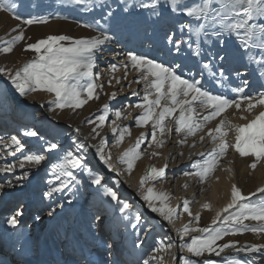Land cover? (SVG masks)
Segmentation results:
<instances>
[{"label": "snow or ice", "instance_id": "snow-or-ice-1", "mask_svg": "<svg viewBox=\"0 0 264 264\" xmlns=\"http://www.w3.org/2000/svg\"><path fill=\"white\" fill-rule=\"evenodd\" d=\"M73 2L84 4L86 0ZM87 2L91 3V0ZM20 6L16 0H0V11L11 13L14 19L21 21V24L11 29V32L16 34L4 41V47L0 48V52L4 54L12 53L17 42L26 39L22 25H47L52 18L50 15L31 14L25 18L18 14ZM101 6L106 7V12L102 17L105 25L103 28L100 27V21H95L99 35L76 38L65 34H50L35 42L25 43L23 51L31 50L33 57L20 67H0V73L7 75L22 96L36 92L48 94L51 97L49 103L53 106L49 111L70 109L75 112L93 99H100L104 89V83L100 82L103 74L93 70L97 67V56L103 52L106 43L116 39L113 32H128L138 37L143 33L142 42L146 44H154V37L160 34L164 37L165 46L170 45L167 47V54L173 56L171 61L162 62L146 53L129 51L119 65L125 69L124 80L128 78L129 68L139 73L138 77L128 83L129 88L132 83H142L144 89L139 102L124 105L122 108L142 110L134 117L137 127L150 124V133L142 132L135 144L119 156L118 162L125 166L124 170L129 175L133 172L136 162L144 155L141 145L149 135L148 147L153 144L163 147L166 143L163 137L173 131L181 137L178 143L184 145L188 142L187 137H195L198 132H204L205 128V135L210 137L213 147L207 153H199L201 159L192 165L194 171H188L184 175L197 178L201 184L206 183L215 173L220 158L227 155L229 149H233L241 158H249L251 163L248 167L252 170L264 164V0H167L166 3L162 0H117L115 9L110 5L105 6L101 0ZM145 10L147 15L144 14ZM173 14L181 15L180 23L176 22ZM83 26L92 28L94 25L89 23ZM182 45H185L186 49L182 48ZM184 51H187L189 58L195 57L200 64V68L195 72L189 69L188 76L185 75L186 66L182 63L185 57L180 55ZM117 69L118 65L112 63L105 71L111 75ZM232 77L240 82L239 86L230 90L234 95L218 94L213 90L222 88L227 83H234ZM114 79L113 75L106 83L111 86ZM205 81L210 87H205ZM120 82L116 80V83ZM253 84L258 85L255 90ZM131 94L139 96L136 91ZM116 95L117 93L112 92L109 98L114 100ZM122 108L114 111L115 119L111 121L114 125L111 131L116 145L124 141L126 134L131 135L130 127L115 126L116 120L127 118ZM230 109L233 110L231 114L243 123L229 119ZM98 111L102 114L96 115L94 120L85 118V122L94 125L91 132L95 136H100L98 129L108 120L111 106L105 103ZM218 117L220 119L215 127H207ZM168 124H173L174 128L168 127ZM75 131L80 133L79 128ZM230 134L232 139H229ZM25 135L38 138L42 143L31 154L23 156L18 164L20 168H24L26 163L40 165L45 160L44 152L52 154L54 150L62 148L59 141L45 139V135L38 130H28ZM205 135L199 136V141L203 142ZM55 139L53 136V140ZM0 143H4L3 137H0ZM10 145H15L16 151L25 147L15 135L10 137ZM73 146V149H64L62 154L57 156L58 162L52 165V175L55 179L47 181V191L42 192V199L52 198L54 193L67 190L71 195L67 203L71 205L73 200L78 201L79 196L84 193L77 187L81 181L76 179L72 169L80 170L87 174L91 185L97 186L94 190L96 194L101 199L108 198L106 202L115 211L124 214L122 222L127 219L134 229L142 225L144 229L154 228L155 225L145 221L140 212L134 211V202L124 197L116 187L121 181L113 182L110 177L106 178L101 171L94 170L87 160L86 149L95 147V155L108 170L113 173L122 171L113 162L111 152L106 150L107 139L101 137L98 146L74 139ZM151 155L157 156L161 153L152 152ZM16 166L7 165L0 168V172H11ZM168 167L167 163L159 168L150 166L140 177L137 192L152 213H158L174 227L175 221L182 214L181 205L172 206L171 193L157 189L155 184L149 185V181L164 179ZM225 170L232 172L231 168ZM27 175L25 172L23 176L17 177V182ZM216 179L219 180L220 177L217 176ZM56 181H60L59 184ZM7 183L12 186V181ZM4 188L5 185L0 184V191ZM257 194L264 196V184L247 194L235 183L231 184L230 199L216 211L211 223L203 227L199 226L201 213H194L190 208L192 202L184 199L183 213H187L192 220L184 224L182 229L176 230L182 237L190 233L199 235L192 236L190 242H185L180 247L186 248L195 257L204 258L200 261L185 260L184 264H220L208 256L214 254L220 257L228 249H233L236 253H251L253 256L249 259L224 260L222 264H264V243L241 244L236 240L218 243L229 235L244 232L264 237V200H251V197ZM87 203L85 200V204L81 206L83 215L93 227L103 231L106 226L104 214L100 209L92 212ZM48 207V215L52 216L56 207L51 204ZM57 207L63 208L64 204L59 203ZM200 207L212 210V204L208 201L201 203ZM23 214V206H19L6 218V223L16 228ZM35 219L39 220L40 216L37 215ZM193 221L196 226H193ZM217 224L220 226L214 227ZM144 234L148 233L145 231ZM143 243V240H138L136 246L139 247ZM173 247L174 244L161 241L153 249L155 255L151 256L150 260L163 261V253H168ZM106 251L111 260L114 245L106 243ZM150 260L145 259L142 264H150ZM105 264H108V261Z\"/></svg>", "mask_w": 264, "mask_h": 264}, {"label": "rangeland", "instance_id": "rangeland-1", "mask_svg": "<svg viewBox=\"0 0 264 264\" xmlns=\"http://www.w3.org/2000/svg\"><path fill=\"white\" fill-rule=\"evenodd\" d=\"M16 2L19 5H21L18 9V14L24 16L25 18L29 14L40 15V16L50 15L52 17L49 20V23L47 25H32V26L22 25V27L25 30V33H27L31 28L32 29L38 28V30H43L44 34L42 35L39 34L40 37H38L37 39L44 38L50 34H65V35L75 37L71 33L62 32L63 28H58L60 25L64 24L65 22L67 23H70L71 21L77 22L76 24L80 25L81 27L85 29H88L89 31L93 33V35H90V36L99 35V32L96 30V27H95V21H100L101 28L105 26L102 17L104 16L106 12V7L101 6V0H91V3L87 2L86 0L84 4H76L73 2V0H16ZM116 2L117 0H103V4L105 6L110 5L112 6L113 9L116 8ZM162 2L166 3L167 0H162ZM182 2H190V0H182ZM144 14L147 15L146 10ZM173 17L176 19L177 23L181 22V19H182L181 15L173 14ZM186 19H191V18H186ZM89 23L93 24L94 26L92 28H87L83 26L84 24H89ZM17 24H21V21L14 19L11 13H5V12L0 11V48L4 47V41H7L8 39L11 38L12 35L16 34V33H12L11 29L14 28ZM112 34L115 37L120 38L121 41L127 42V46L131 50H134V48L135 49L142 48V50L143 51L145 50L146 53L148 54L150 52H154V50L156 49V52H157L156 57L157 58L159 57V59L162 62H168L173 59L172 55L167 54V47H170V45L165 46L164 37L160 34H157L154 37V41H155L154 44L143 43L142 42L143 33H141L139 37L129 34L128 32H120V33L113 32ZM149 34L151 35V32H149ZM25 37L26 39L24 41L17 42L16 46L21 45L20 47H22L20 48L21 50L20 52H24L23 49H24L25 43H29L27 39V35H25ZM82 37H85V36H82ZM185 38H187V36ZM193 39H195L194 36H193ZM111 43H112L111 41L106 43V45L104 46V49L106 50L108 45ZM182 48L186 49V46L182 45ZM29 51H30V55H29L30 58L27 57L28 60H30L33 57V52L31 50ZM12 53L4 54L0 52V58L1 56H6V58H4L5 61L0 63L2 64L0 65V67L10 68L9 66H13V65H15L14 68L20 67L19 65L21 64H19V56L16 53H13V54ZM10 55L12 56L13 62L9 61L8 57ZM180 55L185 57L182 63L186 66L185 73H187V75L189 74V69H191L192 72H195L197 69H199L198 67L199 63H197L196 58L195 57L189 58L187 51L182 52ZM101 58L102 57H100V55L98 54L97 59H96L97 67L94 68L93 70L94 72L99 71L102 73V69L104 67H108L107 64H104V67H103L102 64L105 62L100 61ZM120 62H121L120 59H117V61L116 60L112 61V63H116L117 65H120ZM1 78L4 79V82L0 89V114L1 113L9 114V112H13L14 110H17V109L19 112H22L21 111L22 108H20V104L22 103L23 100H25L24 98L28 97V95L22 96L18 91H16L15 86L8 79L7 75H5L4 73H0V79ZM105 78L106 77H104V79ZM102 83H104V89L100 94V99L95 100V103L94 104L92 103L93 105L91 104L92 105L91 107H89L90 106L89 105L87 109L83 107L82 109H78L75 112H73L70 109H64V110L57 109L54 112L49 111V109L53 107L49 103V100L51 99V97L48 94L42 93V92H38L40 95L38 96L37 99H34L32 101V104L28 105L25 109L23 108L24 110L22 113L27 116L25 119L27 121L26 129H24L22 133H20V131L16 129V130H13V133L17 131V133H20L21 135L24 136V138H18V139L21 140V142L25 145V147L21 149L20 151H18L20 153L16 154L13 159H10L9 156H5L4 155L5 152L0 153V158H1L0 165H2V163H4L6 166L7 165H18V162L21 160V158H23L24 155L31 154V152L35 151L37 147L41 145L42 142L39 141L38 138L28 137L25 135V132L28 130H32V129L38 130L43 135H45V139L51 140L52 142L59 141L62 145V148L58 149L57 154L54 157H52L53 156L52 155L51 158H49L48 156L49 153L44 152L45 160L42 161L40 165H34L31 171L29 172L26 171L28 173L35 172L36 173L35 175H37L35 177L36 179L34 180L35 185L33 186V189L38 188L39 193L34 199L31 198L33 196L29 195L31 189L30 187H28L29 180H27V178L17 183L21 185L20 189L21 190L25 189V191L19 196H15L17 197L16 203L13 200L10 203L12 206L9 205V207L6 206V208H4V202L6 199L3 195L5 192V189L0 191V208H1L0 209V213H1L0 219L4 220L1 222H5L6 218L12 214V211L14 209H17L19 206H23V210H24L23 217H24L26 215L25 202L26 201L30 202L29 207L32 204V207L27 209L29 218L23 221L20 219V222H22V224L24 222L25 225L24 224L23 225L27 227L26 231H27L29 238L24 239V237L20 238L16 235L14 237V241H15V244L17 245L10 247L12 248V250L10 251V255L13 256V253H16V250L19 249L16 256H18L21 253L22 254L19 256L18 263L15 262L16 264H26L25 262L26 260H28L27 262L29 263L30 262L34 263V262H37L38 260L40 261V259L42 258V257L40 258V256L42 254L41 253L39 254L36 250L37 248L36 247L33 248V247L37 245V240L41 236L44 237L46 235V232L44 230L46 228V231H47L46 219H47L48 212H49L48 205L51 204L53 207H56V212L53 214V216H58L60 214V216L57 218L58 220L51 227L52 234H50L49 237L46 235L48 237L47 238V243L49 245L48 249H49V252H51V254L56 255L59 253L60 251L59 242H61L62 240L65 241L64 235L67 232H70L71 231L70 229L72 230L75 229V231L78 232L77 239H79L80 245L77 246L79 243L77 245H74V244L71 245V248H72L71 251L77 253L76 255L72 257L74 263L75 261H76V264H84V262H86V264H105L106 261L110 262L107 256L106 250H103L100 253V251H98L99 248L98 249L94 248L95 247L94 245H96L97 243L93 242V238L96 237L95 232L97 230L85 218L81 210V206L84 205L85 200H87L88 202L87 207L92 212L96 211L97 209H100L105 217L106 215H108L109 218H114L111 224H109V228L107 229V227H105V232L103 235L104 240L102 242L104 243L103 245L105 248H106V243H112L114 245L113 254L114 255L116 254L117 258L121 259L123 264H142L143 260L145 259L150 260V257L155 255L153 249L157 247L161 241L165 243H172L175 245V247L170 249L168 253H163L164 255L163 261L150 260V264H184L185 260H189V261L203 260L204 259L203 257H195L192 253H189L186 250V248L180 247L185 242H190L192 236L199 235V233H190L188 236L182 237L180 232L176 230V229H182V226L186 224L184 220H182L183 219V210H182L183 200H181L179 204H177V205H181L180 212L182 214L180 218L175 221V226L173 227V225L169 224V222L163 220V218L160 217L158 213H152L151 210L147 208L146 203L140 199V196L137 192L139 184H136L134 179L126 172V170H124L125 166L118 162V158L122 153L118 152L117 147L115 145L114 137L112 136V131H111L114 125L111 127V121L115 119L114 111L118 108H122V106L126 105V103L129 101H125V97L123 93L121 92L122 88L121 87L119 88L118 84H115L113 82L112 85L109 86L106 83V80H103ZM204 83H205V87H210L208 82L205 81ZM233 86L234 85L227 83L221 88V90L220 88H213V90L218 93L219 91H222V90H223L222 92H226V90H229L230 92L232 88H235V86L234 87ZM141 91H143L142 88L139 89L137 92L140 94ZM107 92H108V95H105V93ZM112 92L117 93L116 98L114 100L109 98ZM142 97H143V94L139 96L140 99H142ZM136 102H139V101H135V100L131 101V104L134 105ZM105 103H108L111 106V111L109 113L108 120L106 121L105 125L101 129H98V131L100 132V136H95V134L91 132L94 125L85 122V118L87 117V118L94 120L96 115L102 114L98 110H100L102 108V105ZM122 110L125 112L126 117H127L128 113H130L128 112L129 109L122 108ZM135 112L136 113L140 112V110L137 111V108H136ZM233 117L234 116H231V118L229 119H232ZM125 121H128V120L122 117L116 120L115 126L125 127L126 125H129V127L132 130L138 133V136H135V137L131 136L132 138L127 134L125 135L124 141L128 143L127 144L128 147L129 146L131 147L132 145L135 144L137 137H139L142 132L148 133L150 126H148V128L146 129L145 128L143 129L135 125L134 119L131 120V122L128 124H125ZM73 123L78 126V128L80 129V133L73 131V129H71V131L68 130L69 125ZM211 123L212 122H210L208 125H211ZM19 127L21 128L20 125L18 126V128ZM168 127L174 128V125L168 124ZM15 128L16 127L10 128V129H15ZM11 133L12 131H10L6 136L11 137L13 135V133L12 134ZM199 134H201V132H198L195 137H192V136L187 137L188 142L184 145H180L178 143L181 137L177 135L174 131L171 134L165 135L164 138L166 140V143L163 145V147H157V148L150 149L148 147V143H149L148 140L150 138L145 140L141 145V150L144 152L147 159L151 162L153 161L160 165L164 161V156H166V159H167L166 161L168 162L169 167L166 170L167 178L165 177L164 179L166 180L167 184L170 186V189H172V192L175 195L176 193H179L181 197H189L190 195L194 193V191L196 190V187L198 186V189H200V190L197 189L198 193H196V196L198 197L199 195L203 194L204 191L207 190L208 183L210 182V179L213 178L211 177L207 180L206 183L201 184L197 178L195 177L190 178L189 176L184 175V173L188 171H194V169L192 168V165L197 160L201 159V157L195 158V159L191 157V159H194L193 162H188V161L184 162L186 164L185 166L186 170L184 168L179 169V167L181 168V165H182V163L180 162L182 159L180 156L181 152L185 151L187 153H193V152H202L204 150L205 153H207L213 147L210 141V137H207L208 138L207 142L203 141L202 143L201 142L194 143L193 139L200 136ZM53 136H55L56 138L55 140H53ZM85 137L87 139H85ZM101 137H105L107 139V149L106 150L111 152L113 162L116 163L117 167L120 168L122 171L116 174H114L113 172H108L107 171L108 169H106V166H104L103 163L99 161V157L95 155V147H89L86 149L85 154H86L87 160L90 162L91 166H93L94 170L101 171L106 176V178L110 177L113 182L115 180L121 181V183L116 185V187L119 188L120 192L123 194L124 197L134 202V211L140 212L142 216L144 217L145 221L151 223L152 225H155L154 228L150 230L144 229L142 225L140 228L134 229L130 226V223L127 222V219H125L124 222H122L121 218L124 216V214L115 211L114 208L106 202L108 198L101 199L94 191L97 188V186L91 185L90 181H88L87 179V174L80 170L72 169L74 175L76 176V179L78 181H81V183L78 184L77 187L79 188L81 193H84V195L79 196L78 201L73 200L72 204L69 205L67 203V200L71 199V195L67 190H65V192L63 193H54L52 198L42 199V192L47 191V181L49 179H55V177L52 175V171H53L52 165L58 162L57 156L62 154V151L64 149H73L74 139L82 140L84 143L89 144V145L98 146L100 143ZM190 139L191 141H189ZM193 143H194V146H193ZM14 148L16 149V146ZM174 151H175V154H173ZM152 152H158V153H161V155L153 156L151 155ZM232 153H233L232 149H229L228 154L220 158L221 162L222 163L226 162L229 159V157L232 155ZM171 155H173L172 158H170ZM173 160H175L174 164H173ZM27 166L28 165H25V167L22 168V171L17 170L16 168L17 166H16L13 168V171L11 172H0V184H6L8 181H12V186H9L7 183L6 188L13 189V186L16 185L14 179L16 180L17 177H21V175L25 172V169H29ZM1 167L2 166H0V168ZM177 167L179 171L173 172L175 169H177ZM135 169H136V166L134 168V171ZM169 170L172 171L173 173L170 172ZM171 175H173V177H170ZM248 176H250L249 178L250 180H253V181L257 180L256 174L254 173H250V175L248 174ZM61 179H63V177H61ZM164 179H161L159 181H151V184L156 185L162 182V180ZM59 182L60 181H56L57 184H59ZM245 183L249 184L251 188L253 187V184H251L247 180L245 181ZM185 185H187V187H185ZM17 192L19 193L18 190H14L10 195L17 194ZM251 200H254V201L264 200V196L257 194V196L251 197ZM195 201L191 200L192 202L191 205L193 207L195 206L197 202ZM59 203L64 204V207L63 208L57 207V204ZM37 215L40 216L39 220L35 219ZM105 220H108V219L105 218ZM189 220H192V217H189ZM210 223L205 224L204 226H207ZM245 223L255 224L256 222L245 221ZM193 226H196L195 221H193ZM219 226L220 225L217 224L214 227H219ZM8 227H10V225L5 224V228H8ZM86 231H89V233H91L90 236ZM145 231L148 233L147 235L144 234ZM25 232H22V233L18 232V233L22 236ZM61 237H62V240L59 241ZM30 239L32 243H30V245H26L27 241ZM138 240L144 241V243L139 245V247L136 246ZM229 240L240 241L241 244L264 243V237L256 235L252 232H244L243 234L229 235L225 237L223 241H219L218 243H224ZM47 255L49 256L50 254H47ZM173 255H175V259H173ZM206 256H208V254H206ZM252 256L253 254L251 253H246V252L236 253L235 250L228 249L225 251V253H222L220 257H217L214 254H212L208 256V258L214 259L220 262V264H222L224 260L249 259V258H252ZM0 262H2V260H0Z\"/></svg>", "mask_w": 264, "mask_h": 264}, {"label": "bare ground", "instance_id": "bare-ground-1", "mask_svg": "<svg viewBox=\"0 0 264 264\" xmlns=\"http://www.w3.org/2000/svg\"><path fill=\"white\" fill-rule=\"evenodd\" d=\"M77 22H70V23H67V22H65L64 24H62V25H60L58 28H63V31L62 32H67V33H71V34H73L76 38H79V37H82V36H85V37H88V36H90V35H93V33L91 32V31H89L88 29H85V28H83V27H81L80 25H78V24H76ZM82 25V24H81ZM27 30H29V29H27ZM39 34H44L43 33V30H38V28H36V29H30L27 33H25V35H27V38L28 37H31V39L29 40L28 39V41H29V43H31V42H35L36 41V39L38 38V37H40V35ZM26 42V41H25ZM112 43L111 44H109L108 45V47H107V49L105 50H103V52L102 53H100L99 55H100V57H102L101 58V60L100 61H102V62H105V63H103L102 65H103V67H104V64H107V66L109 67V65L110 64H112V61H114V60H116L117 61V59H120L121 61H124L125 60V54L127 53V52H129V51H136V52H138V53H146V51L144 50H142V48L141 49H139V48H134V50H131V49H129L128 48V46H127V42H125V41H121V39L120 38H117L116 37V39L115 40H113V41H111ZM21 46V45H20ZM20 46H16L15 48H14V52L13 53H16L18 56H19V64H23L24 62H26V61H28V59H27V57L28 58H30L29 57V55H30V51H24V52H20L21 50H20V48H22V47H20ZM12 53V54H13ZM117 53L119 54V55H117ZM20 54V55H19ZM147 54V53H146ZM148 55H150V56H152L153 58H157L156 57V55H157V52H156V49L154 50V52H150V53H148ZM17 57V56H16ZM4 58H6V56H1V58H0V63H2V62H4L5 60H4ZM9 61L10 62H13L12 61V56L10 55L9 57ZM157 59H159V57L157 58ZM111 60V61H110ZM160 60V59H159ZM130 63V62H129ZM0 65H2V64H0ZM6 65V64H5ZM21 65H19V66H21ZM197 66V65H196ZM10 68H14L15 67V65H13V66H9ZM108 67H104L103 69H102V77H101V79H100V82H102L103 80H108V79H110L111 78V76H115V79L113 80V82L115 83V84H118V83H116V80H120L121 82L118 84V87L120 88H122V90H121V92L123 93V95H124V97H125V101H129V102H127L126 103V105L127 104H131V101H139V100H141L140 98H139V96L141 95V94H144V89H143V84L141 83V84H136V83H132V85H131V87L129 88L128 87V83L130 82V81H132V80H134L136 77H138V75H139V73H137L136 71H134V70H132L131 68H129V70H128V72H127V80H124L123 79V77H124V75H125V69L123 68V67H120L119 65H118V69H117V71L115 72V73H112L111 75H110V73L108 72V71H105L106 69H108ZM198 67L200 68V64L198 65ZM205 74L207 75V73H206V71H205ZM185 75L186 76H188L187 75V73H185ZM104 77H106L105 79H104ZM232 80H234L235 82L234 83H228V84H231V85H234L235 87H237V86H239V80H237L235 77H232L231 78ZM254 79V78H253ZM3 79H0V89H1V87H2V85H3ZM207 82V81H206ZM140 86H142V87H140ZM233 86V87H234ZM232 87V86H231ZM258 87V85L257 84H253V88H254V90L256 89ZM111 88V87H110ZM142 88V90L143 91H141L140 92V94H139V96H133L131 93L133 92V91H138L139 89H141ZM109 89V88H108ZM107 90V89H106ZM105 90V91H106ZM110 90V89H109ZM220 90H221V88H220ZM17 91V90H16ZM99 91V90H98ZM223 91V90H222ZM222 91H219V93L221 92V93H224V94H228V95H230V96H232L233 95V93H231V92H229V90H226V92H222ZM18 93V92H17ZM218 93V92H217ZM218 93V94H219ZM42 94V93H41ZM107 94H108V92H107ZM40 94L38 93V92H36V93H29L28 94V97H26V98H24L25 100H23L22 101V103L20 104V108H22V112H23V110L28 106V105H30V104H32V101L34 100V99H37L38 98V96H39ZM27 99V100H26ZM139 99V100H138ZM95 103V99H93L92 101H90L89 103H88V105H85L84 106V108L85 109H87L88 108V106L89 107H91L93 104ZM137 103V102H136ZM92 104V105H91ZM119 106V105H118ZM24 108V109H23ZM129 109V111L128 112H130L131 114L130 115H128L127 116V118H126V120H128V121H125V124H128V123H130L131 122V120H133L134 119V117H136L138 114H140V112L142 111L141 109H138L137 108V111H139L140 110V112H135V109H132V108H128ZM232 111L233 110H229V113H228V117L229 118H231V116H233L231 113H232ZM22 112H19L18 111V109L17 110H14L13 112H9V114H6V113H2V114H0V130L1 129H10V128H14V127H16L17 125L16 124H18V125H20L21 126V128L22 129H26V124H27V121L25 120L26 119V115H24ZM238 115V114H237ZM219 119H220V117H218L216 120H214V121H212V123H211V125H207V127H215V125L218 123V121H219ZM232 120L234 121V122H236V123H243V121H240V120H238L237 118H236V116H234L233 118H232ZM16 123V124H15ZM15 124V125H14ZM113 126V124L111 123V127ZM126 126H128L129 127V125H126ZM148 126H150V124L148 125ZM148 126H145V127H141V128H148ZM16 128H18V127H16ZM76 128H78V126L76 125V124H70L69 125V131H71V129H73V131H75V129ZM18 129H20V128H18ZM130 130H131V135H129L130 137L132 136V137H135V136H138V133H136L134 130H132L131 128H130ZM6 131V130H5ZM2 132L1 134H3V133H8V132ZM206 131H207V128H205V130H204V132H201V134H199L200 136L201 135H205V133H206ZM76 132V131H75ZM67 133H69V132H67ZM148 133H150V127H149V131H148ZM13 135H15V136H17V138H24V136L23 135H21L20 133H17V131L16 132H14L13 133ZM112 136H113V134H112ZM131 137V138H132ZM208 136H206L205 135V140H204V142L206 141L207 142V140H208V138H207ZM3 138H4V143H0V153H2V152H5L4 153V155L5 156H9L10 157V159H13L14 157H15V155L16 154H19L20 152H18V151H16V149L14 148L15 146L14 145H10V137H7V136H3ZM149 138H150V135H149ZM163 139H165L164 137H163ZM229 139H232V136H231V134H230V136H229ZM149 141V143H150V139L148 140ZM189 141H191V139L189 140ZM115 142V141H114ZM193 142H201V141H199V136L198 137H196V138H194L193 139ZM148 143V144H149ZM202 143V142H201ZM6 144H8V145H10V146H6ZM128 143L126 142V141H123L120 145H116V147H117V150H118V152H120V153H122L125 149H127V148H129L128 147V145H127ZM209 144V143H208ZM150 149L151 148H157V146L155 145V144H153L152 145V147H149ZM209 150V149H208ZM203 153H205V151L203 150L202 151ZM202 152H193V153H187V152H181V154H180V156H181V163H182V165H181V168L179 167V169H185L186 170V168H185V166H186V164L184 163L185 161H188V162H193V160L195 159V158H200V156H199V153H202ZM209 152V151H208ZM232 155L229 157V159L226 161V162H224V163H222L221 162V159H220V163H219V165H218V167H217V169H216V171H215V173L211 176V177H213V178H211L210 179V182L208 183V188H207V190L206 191H204V193L203 194H201V195H199L198 197L196 196V193H198V190H200V189H198V186L196 187V190L194 191V193L192 194V195H190L189 197H181V195L179 194V193H176V195L172 192V189H170V186L167 184V182H166V180L164 179V180H162V182H160V183H158V184H156L155 185V187L157 188V189H161V190H164V191H166V192H168V193H171V195H172V201H171V204H172V206H175V205H177V204H179V202L181 201V200H184V199H188L189 201H195L196 202V204H195V206L193 207L191 204H190V208L192 209V211L195 213V212H197V211H199L200 213H201V220H200V222H199V226H201V227H203L205 224H208V223H210L211 222V219L215 216V213H216V211H218L219 209H221L227 202H228V200L230 199V188H231V184H233V183H235L237 186H239V187H241V189H242V191L244 192V193H249V192H254L255 191V189L257 188V187H259V186H261L262 184H264V164H260V165H258V167H257V169H255V170H252V169H250L249 167H248V165L251 163V160L249 159V158H241L237 153H235V151L232 149ZM12 153H15L14 155L12 154ZM53 153H54V151H53ZM52 153V154H53ZM119 153V154H120ZM52 154H49L48 156H49V158H51V156H52ZM173 154H175V151H174V153ZM172 156L173 155H171L170 156V158H172ZM191 157H193L194 159H191ZM169 158V159H170ZM1 159V158H0ZM23 158H21V160H22ZM187 159V160H186ZM5 160H7V159H5ZM9 160V159H8ZM167 159H166V156H164V161H163V163H161L160 165L158 164V163H156V162H151V161H149L148 159H147V157L145 156V154L143 155V157L140 159V160H138L137 162H136V169H135V171L133 170V172L130 174V176L134 179V181H135V183L136 184H139V180H140V177L145 173V171H146V169H149L150 168V166H156V167H162V166H164V164L165 163H167L168 164V162L166 161ZM1 162V161H0ZM5 162V161H4ZM174 162H175V160H173V164H174ZM42 163V162H41ZM18 164H19V162H18ZM25 165H28L27 167L29 168V169H25V172L26 171H31L32 170V167L34 166V164H28V163H26ZM0 166H2L1 168H3V167H5L6 165L4 164V163H2V165H0ZM17 170H20V171H22V168H20L18 165H17ZM227 168H231L232 169V172L231 173H229L228 171H226L225 169H227ZM107 169V168H106ZM179 169H178V167H177V169H175L173 172H177V171H179ZM108 172H111V170H107ZM170 171V170H169ZM6 172V171H5ZM24 172V173H25ZM27 172V173H28ZM127 172V171H126ZM170 172H172V171H170ZM172 172V173H173ZM23 173V174H24ZM179 173V172H178ZM250 175V173H254V174H256V178H257V180L256 181H253V180H250L249 178H250V176H248V174ZM22 174V175H23ZM36 173L34 172V173H28V175H27V177H25L24 178V180L27 178V180H29V184H33L34 183V180H35V177H36V175H35ZM21 175V176H22ZM220 177V179L219 180H217L216 179V177ZM231 176V179H229V177ZM170 177H173V175H171ZM167 178V177H166ZM191 178V177H190ZM190 178H188V179H190ZM10 179V178H9ZM248 181V182H250L251 184H253V187L251 188L250 187V185L249 184H246L245 183V181ZM14 181H15V183H16V185L15 186H13V189L12 188H6V186H7V183L6 184H4L5 185V192H4V197L5 196H7L8 194H11L14 190H17V189H19V188H21V185L20 184H17L18 182H17V179L15 180L14 179ZM198 183V182H197ZM28 184V185H29ZM149 185H151V181H149ZM204 186H206V185H204ZM198 189V190H197ZM10 190V191H9ZM18 193V192H17ZM178 194V195H177ZM13 195V194H12ZM205 201H208V202H210L211 204H212V210L211 211H209L208 209H201V207H200V205H201V203H203V202H205ZM25 204H28V203H26L25 202ZM230 211H232V210H230ZM187 213H183V219L182 220H184V222L185 223H188V221H189V217L186 215ZM110 216V215H109ZM186 216H187V218H186ZM23 217V216H22ZM56 217L57 216H47V219H46V227H47V229H49V227L51 226V224L56 220ZM106 219H109V217H108V215H106V217H105ZM112 220H113V218H112ZM5 222H0V234H2V232L6 229L5 228ZM106 226L108 227V220H106ZM105 226V227H106ZM14 229H16L15 231H16V233L17 232H19L18 230H20L21 232H25V230L27 229V227H25L23 224H22V222H20V226L19 227H16V228H14ZM97 231L95 232V235H96V237L95 238H93V242H95V243H97L96 245H94L95 247V249H98L99 248V250L98 251H100V253H101V251H103V250H106V248L104 247V243L102 242L103 240H104V232H105V228H104V230L103 231H99L98 229H96ZM45 232H46V235L49 237V233H48V230L46 231V228H45V230H44ZM70 232H72V231H70ZM88 234H89V236H90V234L91 233H89V231H86ZM74 233L76 234V236L78 237V233H77V231H74ZM45 235V236H46ZM13 236V235H12ZM40 237V239H39V241H38V248H41V246H44L45 248H47V238L48 237ZM11 237V235L9 236V238ZM8 238V237H7ZM186 238V237H185ZM72 239H73V237H72ZM185 240V239H184ZM13 240H9V239H7V240H5L2 244H0L1 246H0V250H1V253H3V256L5 257V255H6V253H7V249H10V247H12V246H10L8 243L10 242V243H12V245H13V242H12ZM67 241H69V237H65V243L67 242ZM91 242V241H90ZM102 242V243H101ZM30 243L31 242H29V241H27V243H26V245H30ZM77 246H79V244L77 245ZM43 247V248H44ZM14 254L15 253H13V256H14ZM77 253L76 252H73V251H71L70 252V257L68 258H66L65 260H67L68 261V263H71V264H74L73 263V260H72V257L74 256V255H76ZM12 256V257H13ZM42 257V258H41ZM41 259H40V261L38 260L37 262H34L33 264H43V262H44V258H43V255H41ZM55 261H56V263H55ZM3 262V261H2ZM45 263V262H44ZM62 264V262L61 261H57L56 260V258H55V256H51V258H49L48 259V261L46 262V264ZM75 264H76V261H75ZM84 264H86V262H84ZM108 264H123V262H122V260L121 259H118L117 258V255L115 254H113V256H112V258H111V260H110V262H108Z\"/></svg>", "mask_w": 264, "mask_h": 264}, {"label": "water", "instance_id": "water-1", "mask_svg": "<svg viewBox=\"0 0 264 264\" xmlns=\"http://www.w3.org/2000/svg\"><path fill=\"white\" fill-rule=\"evenodd\" d=\"M1 79H3V78H1ZM3 81H4V79H3Z\"/></svg>", "mask_w": 264, "mask_h": 264}]
</instances>
